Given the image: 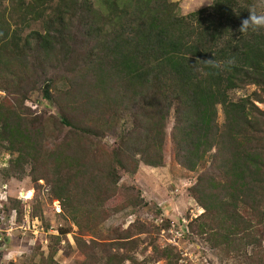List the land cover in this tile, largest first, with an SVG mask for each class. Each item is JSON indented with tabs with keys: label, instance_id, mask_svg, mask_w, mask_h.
<instances>
[{
	"label": "trees",
	"instance_id": "obj_1",
	"mask_svg": "<svg viewBox=\"0 0 264 264\" xmlns=\"http://www.w3.org/2000/svg\"><path fill=\"white\" fill-rule=\"evenodd\" d=\"M215 2L186 15L171 0H0L4 177L44 180L78 233H96L141 205L138 190L119 181L140 163L161 166L170 142L175 161L199 172L189 194L203 211L182 232L264 264V30L238 31L253 0ZM213 53L235 64L220 71L197 62ZM249 85L250 94L230 99ZM38 87L57 116L27 105ZM107 133L113 142L100 145ZM116 231L111 244L76 238L79 264H146L131 248L149 228L134 221ZM178 257L154 243L147 256L163 264Z\"/></svg>",
	"mask_w": 264,
	"mask_h": 264
},
{
	"label": "rangeland",
	"instance_id": "obj_2",
	"mask_svg": "<svg viewBox=\"0 0 264 264\" xmlns=\"http://www.w3.org/2000/svg\"><path fill=\"white\" fill-rule=\"evenodd\" d=\"M171 1L177 2L179 12L185 14L188 0ZM205 6L207 5L202 7ZM40 27V23L37 22L29 26L25 32L29 29H40ZM42 86L46 89L48 82L43 83ZM254 89L253 85H249L231 90L229 92L230 99L238 100L250 94ZM27 105L44 116L55 117L58 113L55 106L46 103L39 87L31 91ZM258 106L262 108L259 103ZM221 117L219 109L220 120ZM171 124L172 121L168 129H170ZM113 133H107L108 136L99 139L98 143L100 145L111 144L114 138ZM7 158V154L0 157V192L3 191V186H6L4 191L7 196V202H3L5 206L0 207V214L7 216L12 209H15L16 222L19 225L23 222L22 210L24 205L27 204L30 206L32 214L38 216L44 227L53 226L58 229V234L48 235L47 247L42 248L38 242L32 239L29 232L23 233L21 229L14 228L11 236H6L2 231L0 260L4 254L10 252L15 256V261L10 264H23L33 258L46 257L51 250H54L53 259L55 264H79L83 256L76 238L84 240L88 245L91 240L99 244H108L103 242L111 244L110 241L115 240L111 238L115 234L113 229L120 232L130 223L138 221L145 224L149 231L135 235L138 237V247L135 249L134 246L131 251L137 254L138 259H145L146 264H163L162 260L153 261L147 258L151 252L152 243L159 247L167 245L175 248L179 254L177 264H249V260L244 253L238 255L235 254L237 251L226 253L218 251V249H212L203 239V236L196 233L186 235V231L182 232L188 222L203 211L189 194V188L195 182L199 172L189 171L175 161L173 147L170 142L167 144L161 166L151 167L140 163L135 173H126L119 181L122 186H132L138 190L137 194L142 199L141 205L127 207L123 211L111 215L99 226L96 233L84 235H80L75 224L62 215L59 201L49 199L48 185L44 180L31 181V177L27 174L19 179L5 178L1 169L5 166ZM18 196H24L25 198L18 199ZM11 197L19 201L17 205L11 202ZM5 227L6 224L0 225L2 230ZM175 231L178 232V238H174ZM3 239L5 240L3 241ZM262 246L264 251V234Z\"/></svg>",
	"mask_w": 264,
	"mask_h": 264
},
{
	"label": "built area",
	"instance_id": "obj_3",
	"mask_svg": "<svg viewBox=\"0 0 264 264\" xmlns=\"http://www.w3.org/2000/svg\"><path fill=\"white\" fill-rule=\"evenodd\" d=\"M6 186H3V191L0 192V207H4L5 204H3L4 201L7 202L6 200V192L4 191V188ZM30 197V196H29ZM24 196H18V199H24ZM22 220L23 222L19 225H17L16 222V212L15 209H12L10 213L7 216H4L3 214H0V225L6 224V227L2 230L0 228V241H2V236L1 232L4 231L6 236H11L12 231L14 228L21 229L23 233L29 232L31 235L32 239L42 247L46 248L47 243H48V235H56L58 234V229L54 228L53 226H50L49 228H46L42 225L40 219L38 216L32 214V210L30 206L27 204L24 205L23 210H22ZM7 219V220H5ZM175 237L178 238L177 236V231H175ZM5 239H3L4 241ZM15 261V256L12 255V253H6L2 256L0 260V264H10L11 262Z\"/></svg>",
	"mask_w": 264,
	"mask_h": 264
},
{
	"label": "clouds",
	"instance_id": "obj_4",
	"mask_svg": "<svg viewBox=\"0 0 264 264\" xmlns=\"http://www.w3.org/2000/svg\"><path fill=\"white\" fill-rule=\"evenodd\" d=\"M216 4L215 0H188V7L185 12L186 15L196 13L199 8L204 5L213 7ZM248 10V17L241 20L238 31L242 35L249 33H259L264 30V0H253V3L245 6ZM191 55V54H190ZM214 58L208 60H197L209 67L224 71L235 64V59L230 58L226 61H217L213 53ZM196 62V63H197Z\"/></svg>",
	"mask_w": 264,
	"mask_h": 264
},
{
	"label": "water",
	"instance_id": "obj_5",
	"mask_svg": "<svg viewBox=\"0 0 264 264\" xmlns=\"http://www.w3.org/2000/svg\"><path fill=\"white\" fill-rule=\"evenodd\" d=\"M46 87V86H45Z\"/></svg>",
	"mask_w": 264,
	"mask_h": 264
}]
</instances>
